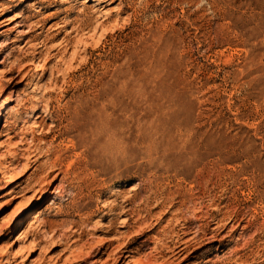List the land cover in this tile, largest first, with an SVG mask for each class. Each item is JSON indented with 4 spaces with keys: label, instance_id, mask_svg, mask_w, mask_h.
<instances>
[{
    "label": "rangeland",
    "instance_id": "obj_1",
    "mask_svg": "<svg viewBox=\"0 0 264 264\" xmlns=\"http://www.w3.org/2000/svg\"><path fill=\"white\" fill-rule=\"evenodd\" d=\"M18 1L0 264H264V0Z\"/></svg>",
    "mask_w": 264,
    "mask_h": 264
},
{
    "label": "bare ground",
    "instance_id": "obj_2",
    "mask_svg": "<svg viewBox=\"0 0 264 264\" xmlns=\"http://www.w3.org/2000/svg\"><path fill=\"white\" fill-rule=\"evenodd\" d=\"M27 2V0H19L18 1V3L14 6V8L15 9H22L23 7H24V4ZM17 17L19 18V16H15L14 17V19H17ZM10 103H11V101L10 100H5L4 101V115H6V113H7V107L10 105ZM3 114H1L0 115V122L2 121V118H4L5 116H4ZM39 119V117H38V115H36L35 116V120H38ZM1 135V134H0ZM55 162H56V160H55ZM50 163V162H49ZM1 161H0V167H1ZM43 165V164H42ZM47 165V164H46ZM50 165V164H49ZM52 166L53 167H56V165L55 164H52ZM43 167H44V165H43ZM40 168H41V166H40ZM15 182L14 181H12V182H10V184H9V186L8 187H11L13 184H14ZM228 221V220H227ZM222 224H224V225H222ZM227 225H229V222H227L226 224L225 223H222V221H218L217 223H215V228L213 229V231H221V230H223L224 228H226L227 227ZM116 239L115 238H113V240L112 241H115ZM111 241V242H112ZM189 243V241H186V242H180L179 243V246L178 247H176L175 249H178V252H183V251H185L186 249H187V244ZM131 254V252L129 251H126V252H124V255L121 257L122 259H128ZM19 255H20V251H18V250H16V252H14V254H13V256H12V258H13V263L14 264H19V263H17L16 261H17V259L19 258ZM5 264H10V262H9V260L7 259L6 260V262H5ZM126 264H128V263H126ZM130 264V263H129Z\"/></svg>",
    "mask_w": 264,
    "mask_h": 264
}]
</instances>
